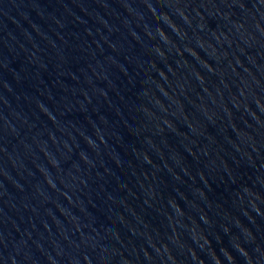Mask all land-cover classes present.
<instances>
[{
  "label": "water",
  "instance_id": "obj_1",
  "mask_svg": "<svg viewBox=\"0 0 264 264\" xmlns=\"http://www.w3.org/2000/svg\"><path fill=\"white\" fill-rule=\"evenodd\" d=\"M0 264H264V0H0Z\"/></svg>",
  "mask_w": 264,
  "mask_h": 264
}]
</instances>
